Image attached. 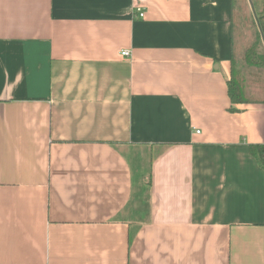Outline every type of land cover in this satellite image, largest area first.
Returning a JSON list of instances; mask_svg holds the SVG:
<instances>
[{"label": "crops", "instance_id": "crops-1", "mask_svg": "<svg viewBox=\"0 0 264 264\" xmlns=\"http://www.w3.org/2000/svg\"><path fill=\"white\" fill-rule=\"evenodd\" d=\"M244 5L0 0V264H264Z\"/></svg>", "mask_w": 264, "mask_h": 264}, {"label": "trees", "instance_id": "trees-1", "mask_svg": "<svg viewBox=\"0 0 264 264\" xmlns=\"http://www.w3.org/2000/svg\"><path fill=\"white\" fill-rule=\"evenodd\" d=\"M254 1L256 5L263 0ZM250 6L252 10H254L253 19L257 27L255 34L256 38L240 52H238L235 46L232 49L229 59L230 74L226 81L227 94L230 102V106L228 107L229 112L238 111V109L235 108V105L238 104H264V98H259V93L254 89V85H256L264 92V76L261 77L259 74L254 73L246 74L245 72V67H255L264 73V54L257 52V46L260 41L264 43V5L261 9L256 11L255 6L252 4V0H250ZM248 150L264 172V144H249ZM147 185H150V180Z\"/></svg>", "mask_w": 264, "mask_h": 264}, {"label": "rangeland", "instance_id": "rangeland-1", "mask_svg": "<svg viewBox=\"0 0 264 264\" xmlns=\"http://www.w3.org/2000/svg\"><path fill=\"white\" fill-rule=\"evenodd\" d=\"M243 2H244V8H243V11H242V9H239L238 11H237V13L236 12H234V14H239L240 12H246V13H253V11L254 10H252V8H251V10L249 9L250 7H249V1L248 0H243ZM252 4L255 6V10L256 11H258L259 9H261L262 8V6L264 5V0L262 1V2H259V4H256L255 5V1L254 0H252ZM245 28H247V30H246V34H245V39H246V41L244 42V44L245 45H247L249 42H251V39H252V33L250 32V29L247 27V26H245ZM251 30H252V28H251ZM236 39V38H235ZM245 72H246V74H248L249 72H248V69H245ZM256 72H259L258 70H256ZM261 77H263L264 76V73H262L261 75H260ZM258 97L259 98H264V95H262L261 93H259V95H258ZM138 152L140 153V152H142L143 154H142V167H143V172H145L146 173V163H147V161H148V159H149V157H150V155H148L149 153L147 152V151H145V150H143V149H140V150H138ZM132 160L135 162V160H134V157L132 158ZM136 193H137V191H136ZM145 194H142V196L140 197V200H135L134 201V203H136V204H142L143 202H145V196H144ZM136 198V197H135Z\"/></svg>", "mask_w": 264, "mask_h": 264}, {"label": "built area", "instance_id": "built-area-1", "mask_svg": "<svg viewBox=\"0 0 264 264\" xmlns=\"http://www.w3.org/2000/svg\"><path fill=\"white\" fill-rule=\"evenodd\" d=\"M140 15H142V13H140ZM120 54L124 57H127L130 55V52L128 50H122Z\"/></svg>", "mask_w": 264, "mask_h": 264}]
</instances>
